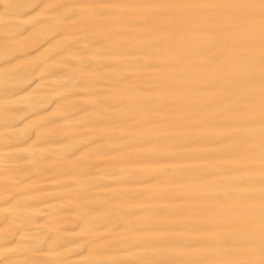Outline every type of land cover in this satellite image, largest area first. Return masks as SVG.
<instances>
[{
    "label": "bare ground",
    "instance_id": "bare-ground-1",
    "mask_svg": "<svg viewBox=\"0 0 264 264\" xmlns=\"http://www.w3.org/2000/svg\"><path fill=\"white\" fill-rule=\"evenodd\" d=\"M0 264H264V0H0Z\"/></svg>",
    "mask_w": 264,
    "mask_h": 264
}]
</instances>
